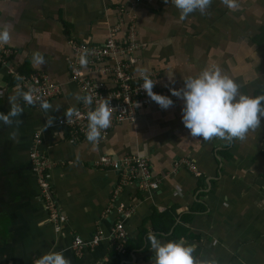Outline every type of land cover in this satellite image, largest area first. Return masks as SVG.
Returning <instances> with one entry per match:
<instances>
[{
    "label": "crops",
    "instance_id": "0c3cea01",
    "mask_svg": "<svg viewBox=\"0 0 264 264\" xmlns=\"http://www.w3.org/2000/svg\"><path fill=\"white\" fill-rule=\"evenodd\" d=\"M238 3L232 11L212 0L204 14L197 10L181 21L171 0H0V29L8 26L11 35L0 45L15 51L11 66L46 74L61 89L46 100L48 112L18 99L22 122L0 121V264H34L49 251H63L71 264H151L148 233L161 243L183 240L200 264H264V118L244 140L194 138L182 123L183 101L170 91L218 66L241 94L264 95V0ZM130 26L138 46L133 75L147 68L173 105L162 109L153 102L134 121L101 133L97 143L76 139L59 123L81 103L73 94L83 95L72 81V41L101 46L113 28H122L123 40ZM34 51L42 53L44 65L33 64ZM17 87L18 79L0 66V112H8ZM36 145L51 163L49 183L68 217L60 232L49 222L33 171ZM126 155L149 160L157 190L127 184L119 170L94 167L104 156ZM183 159L193 161L200 176ZM122 204L130 217L120 213ZM118 222L130 243L125 253L113 240ZM100 233L101 245L76 254V237L90 241Z\"/></svg>",
    "mask_w": 264,
    "mask_h": 264
},
{
    "label": "built area",
    "instance_id": "2783aa9c",
    "mask_svg": "<svg viewBox=\"0 0 264 264\" xmlns=\"http://www.w3.org/2000/svg\"><path fill=\"white\" fill-rule=\"evenodd\" d=\"M121 30V27L113 28L110 37L101 46L77 40L72 41L75 52V61L72 64V81L80 86L83 95H91L93 97V109L98 106L100 97L109 99L110 107L113 108L111 124L106 130H102L101 133H108L115 126L125 121H134L142 109L154 102L140 88V84L143 82L140 74L135 76L132 73V68L138 64L136 56L138 46L134 43L135 28L133 26L128 27L126 37L123 40H120ZM84 51L88 53V63L86 67H81L79 58ZM14 55L15 51L12 48L0 45V66L7 68L10 77L18 79L20 88L24 91L31 90L34 98H36V104H39L40 100H50L60 93V87L48 75L38 72L22 73L15 66H11ZM111 63L114 65L112 66ZM92 73L100 74L106 80L95 81L91 77ZM149 78L155 83L153 92L168 96L173 101L168 91L158 88L156 76L149 75ZM76 109L79 111L78 116L71 118L61 117L59 123L69 127L73 136L79 139L80 137H85L88 124L87 113L90 109L89 106L82 102ZM30 157L33 163V171L41 190L42 200L48 210L49 222L57 232H60L67 224L68 217L58 206L59 202L55 199L49 183L48 172L51 163L48 157L38 150V145L35 146ZM182 164L186 165L197 176H200L201 173L197 170L193 161L183 159ZM176 165H179V163H176ZM94 167L102 170H119L127 184L133 182L143 191L150 192L159 188V182L153 176L150 162L145 157L135 155H126L123 158L104 156L94 162ZM119 210L123 217L131 216V212L126 209L125 205L122 204ZM113 240L116 250L120 253H125L127 232L123 222L116 224ZM102 242V233L90 241L76 237L73 247L76 254L82 256L87 249L96 248Z\"/></svg>",
    "mask_w": 264,
    "mask_h": 264
},
{
    "label": "clouds",
    "instance_id": "9594fccd",
    "mask_svg": "<svg viewBox=\"0 0 264 264\" xmlns=\"http://www.w3.org/2000/svg\"><path fill=\"white\" fill-rule=\"evenodd\" d=\"M168 4L169 0H165ZM171 3L179 10V19L185 20L189 14L199 10L201 14L210 6L212 0H171ZM229 10L235 11L240 7L238 0H221ZM11 35L8 26L0 29V43H9ZM87 51L81 53L79 63L81 67L87 66ZM32 62L35 66L45 64L42 53L34 51ZM143 80L140 84L146 95L160 108L168 109L173 101L165 95L153 92L154 82L149 78L148 69L139 70ZM240 85L227 75L222 74L216 66L203 70L198 76L184 80L181 89H170L171 94L183 101L182 123L194 138H202L205 141L214 137L231 142L234 138L244 140L249 130H256L261 126V118H264V95L249 97L239 92ZM77 102L89 106L87 113V129L85 136L87 141L97 143L101 139L102 130H106L111 124L112 107L109 99L100 97L98 106L92 108L93 97L91 95L73 94ZM22 99L28 105L35 106L31 90L24 91L17 87L14 94L9 98L10 109L7 113L0 112V121L5 125L17 126L22 122L21 114L23 107L16 101ZM40 108L48 112L51 105L40 100ZM66 118L78 116L79 111L74 106L64 113ZM48 123H51L49 118ZM14 136V134H13ZM146 240L150 243L149 251L151 264H200L192 255L194 248L185 246V242L167 241L161 243L155 233H148ZM34 264H71L63 251H49L38 259Z\"/></svg>",
    "mask_w": 264,
    "mask_h": 264
},
{
    "label": "trees",
    "instance_id": "16d2710c",
    "mask_svg": "<svg viewBox=\"0 0 264 264\" xmlns=\"http://www.w3.org/2000/svg\"><path fill=\"white\" fill-rule=\"evenodd\" d=\"M129 244H130L129 241H127L126 242V252L130 249Z\"/></svg>",
    "mask_w": 264,
    "mask_h": 264
}]
</instances>
